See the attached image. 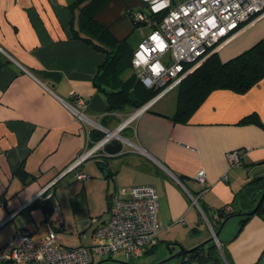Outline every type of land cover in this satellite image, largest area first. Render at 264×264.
<instances>
[{"label":"crops","instance_id":"obj_1","mask_svg":"<svg viewBox=\"0 0 264 264\" xmlns=\"http://www.w3.org/2000/svg\"><path fill=\"white\" fill-rule=\"evenodd\" d=\"M77 2L0 0V52L6 59L0 66V246L24 227L33 228L35 243L51 228L64 246L92 245L95 228L109 217L110 194L141 184L152 185L158 194L157 243L145 252L160 244L168 245L169 254L181 251L179 245L190 249L201 244L212 236L204 217L218 225L212 210L230 205L235 213L249 211L264 191V77L242 93L210 91L184 121L173 119L175 87L120 131L132 149L99 151L63 174L101 137L64 101L82 97L86 117H95L91 120L107 130L120 123L121 112L135 109L106 110L109 88L95 83L106 54L83 34H72ZM139 7L140 0H108L94 15L116 41L127 43L130 58L150 30L132 22L130 10ZM262 37L264 17L217 54L226 61ZM125 70L123 80L129 77L123 76ZM250 114L261 124L242 121ZM233 149L242 153L238 167L228 164L226 155ZM199 169L206 177L202 193L193 179ZM77 171L89 176L78 181ZM52 181L50 196L34 199ZM188 193L198 196L202 212ZM239 219L233 230L223 225L216 235L219 244L212 240L218 258L211 264H264V214L253 213L241 228ZM210 245H203V254Z\"/></svg>","mask_w":264,"mask_h":264},{"label":"built area","instance_id":"obj_2","mask_svg":"<svg viewBox=\"0 0 264 264\" xmlns=\"http://www.w3.org/2000/svg\"><path fill=\"white\" fill-rule=\"evenodd\" d=\"M130 17L134 25H145L150 29L133 50L131 63L134 69L139 70L140 82L157 92L113 130H107L99 122L86 117L82 97L73 95L71 101H64L74 116L88 121L104 134L86 147L63 174L74 170L99 151H106V144L113 139L132 145L120 131L148 109L155 99L177 87L186 75L217 53L224 43L264 17V0H140V7L130 10ZM226 156L230 167L241 165L239 149L229 151ZM88 176L81 171L75 172L78 181ZM193 179L201 185L200 193L204 192V170L199 169ZM52 184L53 181L48 183L34 199L49 197ZM188 195L200 209L198 196ZM223 209L229 211L231 206L225 205ZM212 217L219 220L218 212L213 211ZM204 218L219 244L213 225ZM32 230L28 227L18 229L0 246V264H91L115 252L132 259L157 243L158 194L150 184L120 187L113 191L109 197V217L95 228L96 241L92 245L64 246L58 242L57 233L51 228L35 243L30 237Z\"/></svg>","mask_w":264,"mask_h":264},{"label":"trees","instance_id":"obj_3","mask_svg":"<svg viewBox=\"0 0 264 264\" xmlns=\"http://www.w3.org/2000/svg\"><path fill=\"white\" fill-rule=\"evenodd\" d=\"M79 0L77 6V15L72 19L71 31L74 36L83 34V38L92 43L94 47L102 50L106 54L104 62L100 66L99 73L96 77V85L102 90L109 88L106 92V110L121 111L125 106L138 108L151 99L156 90L146 88L135 74H131L127 79H121V72L130 66L133 52L127 47L124 41H116L108 32L107 28L98 23L94 15L108 0ZM74 23L76 24L74 26ZM82 37V36H81ZM6 62L3 54L0 52V66ZM264 77V37L260 38L252 46L245 49L233 58L222 61L217 53L210 55L199 67L193 72L186 75L177 86V106L173 116L175 120L184 121L190 113L203 100L205 95L210 91L219 88L231 89L235 92H245L255 83ZM141 83V84H140ZM133 94L136 101H129V93ZM242 121L261 124L255 114H250ZM103 133L98 131L96 138ZM21 173V170L18 171ZM225 205L212 210L217 211L219 220L218 225H213L215 231L223 219L235 211L231 209L225 211ZM264 212V202L253 213L262 214ZM241 216L239 219L240 228L253 214ZM212 218V217H211ZM208 253L203 254L200 246L191 252L181 254L180 264H189L196 260L198 264H211L217 261V250L213 241L208 242ZM152 249V248H151ZM150 249V250H151ZM184 249V248H182ZM187 256L188 259H183ZM169 260V259H168ZM167 261V260H166ZM164 260L160 264H165Z\"/></svg>","mask_w":264,"mask_h":264},{"label":"rangeland","instance_id":"obj_4","mask_svg":"<svg viewBox=\"0 0 264 264\" xmlns=\"http://www.w3.org/2000/svg\"><path fill=\"white\" fill-rule=\"evenodd\" d=\"M138 71H139L138 69H134L131 66H129L124 71L123 76H127V75L130 76L131 74L138 73ZM128 109H130V108H127V111L130 112L131 109L130 110H128ZM127 113L124 114V115H122V112L120 113L121 114L120 123L125 121L130 116V113L129 114H127ZM85 114L88 115L87 113H85ZM88 116H90V115H88ZM90 118L96 120L95 117H90ZM130 124H132V122H130L128 124V126ZM124 129H122V130H124ZM123 147H124V149H129V148L132 149V147L126 142L124 143ZM261 213L264 214V212H261ZM236 218H230L229 220H227L226 223L224 224L225 225L224 228L226 227L225 228L226 230L235 229L236 221H237ZM213 241H215V240H213ZM175 253H177V252H173L172 254H175ZM169 256H170V254H169L168 247L166 245H164V244H160L157 249L152 250V251L144 252L139 257H135V258H132V259L125 258V256L121 252H115V253L112 254L111 260L103 261V262H101L99 264H123V263H120L121 261L130 262V263H133V264H155L157 262H160V261L168 258ZM180 261H181V258L175 257V258H171V259L167 260L165 262V264H178Z\"/></svg>","mask_w":264,"mask_h":264},{"label":"water","instance_id":"obj_5","mask_svg":"<svg viewBox=\"0 0 264 264\" xmlns=\"http://www.w3.org/2000/svg\"><path fill=\"white\" fill-rule=\"evenodd\" d=\"M129 101L130 102H134L136 101V98L133 97V94L130 92L129 93ZM123 142L121 140H117V139H113L111 142H109L108 144H106L105 146V150L109 153H115V152H119L122 148H123ZM264 202V191H262V193L260 194L255 206L249 210V211H246V212H238V213H234V214H231L229 215L228 217H226L225 219L222 220V222L220 223L219 227L217 228V230L215 231V236L218 235L219 231L222 229L223 225L226 223L227 220H229L230 218L232 217H243V216H247L248 214H251L253 212H255L257 210V208L259 207V205ZM213 240V237L211 236L210 238H208L206 241L202 242L201 244L199 245H196L190 249H182V247L179 245V248L181 249V251L175 253V254H170V256L166 259H164V261L170 259V258H173V257H178L180 256L181 254H185V253H188V252H191L193 251L194 249L200 247V246H203L204 244L210 242ZM168 246V245H167ZM107 260H111V257H107V258H103L101 260H99L98 262H96L95 264H99L103 261H107ZM162 261L160 262H157L155 264H160ZM120 263H123V264H133V263H130V262H124V261H121Z\"/></svg>","mask_w":264,"mask_h":264}]
</instances>
